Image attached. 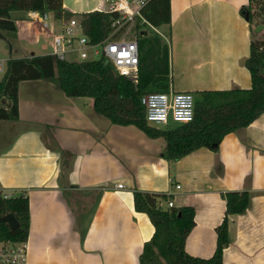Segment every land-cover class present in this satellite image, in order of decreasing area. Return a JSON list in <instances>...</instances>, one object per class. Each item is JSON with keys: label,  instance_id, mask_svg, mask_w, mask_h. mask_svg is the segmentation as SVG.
<instances>
[{"label": "crops", "instance_id": "crops-1", "mask_svg": "<svg viewBox=\"0 0 264 264\" xmlns=\"http://www.w3.org/2000/svg\"><path fill=\"white\" fill-rule=\"evenodd\" d=\"M170 3V29L163 28L169 88L193 94L251 89L246 62L252 40L264 41V18L249 23L242 9L250 0ZM64 10L78 14L65 0ZM21 22L19 38L37 41L46 33L35 23L29 34V23ZM55 87L44 80L20 83L19 120L0 126V190L16 196L12 191L29 189V264H140L155 228L136 211L135 191L165 195L164 208L172 201L195 209L185 249L202 259L216 251L226 213L222 194L249 192L247 209L230 218L223 264H264V113L226 136L217 152L202 148L169 162L164 138L116 125L96 112L93 99L69 98ZM139 137L141 149L131 146Z\"/></svg>", "mask_w": 264, "mask_h": 264}, {"label": "trees", "instance_id": "trees-1", "mask_svg": "<svg viewBox=\"0 0 264 264\" xmlns=\"http://www.w3.org/2000/svg\"><path fill=\"white\" fill-rule=\"evenodd\" d=\"M30 12H37L45 19L50 13L56 20L66 21L75 16L64 10V0H0V34L10 43L17 42V22L25 20ZM242 12L253 25L257 19L264 18V0H250ZM81 16L84 31L94 44L110 35L112 22L117 17L116 14L97 11ZM142 16L152 27L166 32L167 29L163 28L171 25L170 0H152L142 11ZM138 29L140 64L137 84L117 75L104 56L81 62L60 61L50 54L9 58L0 81V122L19 120L20 83L54 82L58 78V87L67 97L93 99L96 112L112 123L135 126L150 138H164V158L178 162L202 148L217 152L226 136L249 127L264 113V41L253 39L246 62L251 74V89L194 94L196 103L192 122L170 124L165 128L150 125L141 99L151 92L169 90L170 51L157 32L149 36L148 31L144 35L145 30L140 26ZM252 35L257 36L253 28ZM222 197L226 202V213L217 228L216 251L211 258L202 259L189 255L185 249L186 240L195 227V209L164 208L160 201L167 200L165 195L135 191L136 211L146 213L155 228L152 239L144 244L140 264H223L224 250L230 244V218L247 209L250 193L234 191L224 193ZM8 214L15 216L19 228L12 230L8 224L1 223L0 242H27L31 213L30 199L25 192L4 198L0 190V218Z\"/></svg>", "mask_w": 264, "mask_h": 264}, {"label": "built area", "instance_id": "built-area-1", "mask_svg": "<svg viewBox=\"0 0 264 264\" xmlns=\"http://www.w3.org/2000/svg\"><path fill=\"white\" fill-rule=\"evenodd\" d=\"M152 0H105L95 11L116 14L110 35L102 42L94 44L86 35L81 21L76 17L63 23L57 33L49 30L48 23L38 13H28L29 25L39 23L47 37L53 40V49L49 53L60 61H69L68 56H77L79 61L98 60L105 57L117 75L125 76L135 84L139 82V29L138 26L149 25L142 16V11ZM94 11V12H95ZM33 16H36L33 18ZM41 21L43 23H41ZM152 27V26H151ZM155 29L154 27H152ZM98 57V58H92ZM8 58L0 57V75L7 70ZM70 62V61H69ZM141 103L146 111L149 123L158 126L185 124L192 122L195 115L196 99L191 92H177L171 87L167 92H151L144 95ZM122 184L118 188H123ZM177 189L180 186H176ZM5 195L4 198H10ZM175 207L172 201L168 208ZM0 264H29L28 242H0Z\"/></svg>", "mask_w": 264, "mask_h": 264}, {"label": "rangeland", "instance_id": "rangeland-1", "mask_svg": "<svg viewBox=\"0 0 264 264\" xmlns=\"http://www.w3.org/2000/svg\"><path fill=\"white\" fill-rule=\"evenodd\" d=\"M100 1H102V0H65V3L67 5V8L71 9V11H73L75 13H78V14H83V13L90 12L91 9H94L95 7H97L99 5ZM31 13H37V12H31ZM14 17H15V14H14ZM33 18H35V17H33ZM76 18H78L80 20L82 18V16L81 17H76ZM53 19L56 20L52 16V14L49 13L48 16L46 17L45 21L48 23L49 30L57 33L59 28L61 30L63 24H61V27H60V22L58 21V23L57 22L53 23ZM25 21L28 22V23H30V21H31V20L28 19V14H27V16L25 18ZM62 21H64V23L66 22V20H62ZM26 22H21V23L22 24H26ZM18 26H19V24H18ZM140 27L143 30L148 31L149 32V36H153L154 33L157 32L161 36L162 41L167 43V40H168L167 31L166 32L165 31L158 32V31H156L155 29H153L149 25H142ZM28 28H30L29 31H28L29 34L32 33V32H36L34 26L28 25ZM41 35L42 36L37 41H35L36 39L33 38V37L31 39H26V38H23V37L19 38V35H18V41L15 42V43H10L5 37H3L0 34V57L5 58V59L6 58L9 59L11 57H17V58H20V57H34V56H40V55L51 53L52 49H53V40H52V38L51 37H47L45 34H41ZM92 58H98V57L92 56ZM68 60L70 62L79 61L78 57L77 56H73V55H69L68 56ZM92 60H94V59H92ZM2 77H3V75H0V81H1ZM49 84H52L53 87L56 86L55 88L58 89L60 92H62L61 89L58 87V78L54 82H49ZM90 102H91V100H90ZM29 108H31V106L27 107L26 109H29ZM24 123H27V122L25 121ZM3 124L15 125L16 122H8V123L0 122V126H2ZM150 125L155 126V124H153V123H150ZM162 127L165 128L166 126H162ZM137 130H139V129H137ZM139 132H141L143 137L149 138L142 131L139 130ZM138 139H137L138 142L136 141L131 146H133V147L135 146L138 149H141V148L144 147V143H143V140L140 137ZM28 190L12 191V194L18 196V195L22 194L23 192H25L28 195L29 194Z\"/></svg>", "mask_w": 264, "mask_h": 264}, {"label": "water", "instance_id": "water-1", "mask_svg": "<svg viewBox=\"0 0 264 264\" xmlns=\"http://www.w3.org/2000/svg\"><path fill=\"white\" fill-rule=\"evenodd\" d=\"M260 30H261V27L257 28V32H260ZM143 34L146 35L147 32L145 31V32H143ZM1 223L8 224L12 230H16V229L19 228L18 220L15 218V216H13L11 214H8V215H6L4 217H1L0 218V224Z\"/></svg>", "mask_w": 264, "mask_h": 264}, {"label": "bare ground", "instance_id": "bare-ground-1", "mask_svg": "<svg viewBox=\"0 0 264 264\" xmlns=\"http://www.w3.org/2000/svg\"><path fill=\"white\" fill-rule=\"evenodd\" d=\"M33 17H36V16H33ZM41 23H43V22L41 21Z\"/></svg>", "mask_w": 264, "mask_h": 264}]
</instances>
